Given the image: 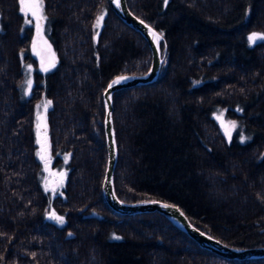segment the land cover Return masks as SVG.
<instances>
[{
  "label": "trees",
  "instance_id": "16d2710c",
  "mask_svg": "<svg viewBox=\"0 0 264 264\" xmlns=\"http://www.w3.org/2000/svg\"><path fill=\"white\" fill-rule=\"evenodd\" d=\"M127 2L162 33L165 56L155 80L113 94L117 195L171 201L221 241L264 245V40L247 39L264 34V0ZM43 11L47 67L19 0H0V264H264L212 252L159 211L108 204L103 92L114 76L149 68L150 44L109 0H43ZM43 98L46 143L66 170L55 196L38 155ZM217 117L235 122L230 138Z\"/></svg>",
  "mask_w": 264,
  "mask_h": 264
},
{
  "label": "water",
  "instance_id": "95a60500",
  "mask_svg": "<svg viewBox=\"0 0 264 264\" xmlns=\"http://www.w3.org/2000/svg\"><path fill=\"white\" fill-rule=\"evenodd\" d=\"M109 2L114 11L127 24L140 31L146 37L151 47L152 57L150 66L145 72L118 74L108 82L103 92L105 104L104 126L108 157L102 182V191L106 201L114 210L121 213L159 211L172 223L194 238L200 245L224 257L248 258L264 256V245L243 247L237 245L233 246L227 242L221 241L216 236L211 235L195 225L184 210L171 201L158 198L127 201L117 195L114 186V170L118 158V147L113 123V94L120 88L155 80L160 72L165 51L162 52L160 45V42L163 39L162 33L144 18L133 12L129 7L127 0H118V4L117 0H109ZM154 34L160 37L158 42L153 38ZM32 47L34 55L43 67H47L55 61L52 46L40 32L35 34L32 41ZM118 77H126L127 79H124L109 88L112 81ZM65 175V169L59 170L54 180L50 183L51 189L55 190L64 179ZM164 205H168V207H165Z\"/></svg>",
  "mask_w": 264,
  "mask_h": 264
},
{
  "label": "rangeland",
  "instance_id": "374dc122",
  "mask_svg": "<svg viewBox=\"0 0 264 264\" xmlns=\"http://www.w3.org/2000/svg\"><path fill=\"white\" fill-rule=\"evenodd\" d=\"M21 7V5H20ZM38 15H42L45 18L43 7L40 13ZM27 21H31L30 23L34 26V30L36 32H43L42 31V24L44 23V19H37L36 17H33L31 12H27L25 15ZM37 25H39V29L37 28ZM35 65L33 63H28L27 66V78L25 83V91L27 94L31 93V89L29 90L27 87V81L31 80L33 85V70ZM32 88V87H31ZM49 101L48 98H43L42 100L38 101L35 106V118H36V133H37V140L39 143V155L41 159L44 162L43 165V174H42V185L47 190L51 196H55L61 192V187L63 185V182L55 189H51L50 183L54 180L57 172L59 171V167H56L54 165V158L50 155V150L47 146V135H46V127H47V120H48V109L49 105L47 102ZM47 105V106H46ZM219 122L222 124V129L225 133V128H230L231 134L232 130L230 127V122L227 120H223L221 117L219 118ZM55 213L58 216H63L62 214L58 213L55 209L50 208L47 210L46 216L48 219L51 213ZM64 217V216H63ZM53 221H56L54 219H50ZM57 222V221H56Z\"/></svg>",
  "mask_w": 264,
  "mask_h": 264
},
{
  "label": "snow or ice",
  "instance_id": "6c2138e0",
  "mask_svg": "<svg viewBox=\"0 0 264 264\" xmlns=\"http://www.w3.org/2000/svg\"><path fill=\"white\" fill-rule=\"evenodd\" d=\"M19 3L21 5L20 7V11L22 13H24L25 15L27 14V12H31L33 17H36L37 19H44V17L42 15H38V13L41 12L42 7H43V0H19ZM164 3L167 4V0H164ZM117 4H118V0H117ZM103 20V15H100L97 17V27H99L100 22ZM28 23H30L31 21H26ZM37 28L39 29V25H37ZM153 38L155 40H157V42L159 41L160 37L157 35H153ZM248 42L250 45L256 43L257 41L260 40H264V34H259V33H252L248 36ZM47 70V69H45ZM127 79L126 77H118L117 79L113 80L112 83L109 85V88H111L114 84L119 83L120 81ZM27 87L30 90L32 87V82L31 80L27 81ZM47 104H51V101H48ZM47 106V105H46ZM218 119L220 117H217ZM230 127L231 129H234L236 127L235 122H230ZM225 134L227 136H229V138L231 137V131L230 128H225ZM244 138H241V142H243ZM39 155V153H38ZM65 159H67V157H65ZM165 207H168V205H164ZM50 219H54L56 220L59 224L63 225L64 224V217L63 216H58L56 215L54 212L50 214L49 216ZM114 239H120V237L118 236H113Z\"/></svg>",
  "mask_w": 264,
  "mask_h": 264
}]
</instances>
